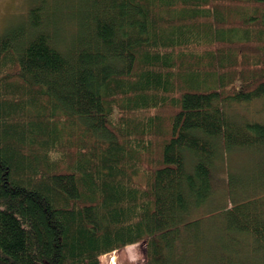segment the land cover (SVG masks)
<instances>
[{
	"label": "trees",
	"instance_id": "16d2710c",
	"mask_svg": "<svg viewBox=\"0 0 264 264\" xmlns=\"http://www.w3.org/2000/svg\"><path fill=\"white\" fill-rule=\"evenodd\" d=\"M258 100L264 0H35L0 34V264L264 255ZM234 150L263 159L208 207Z\"/></svg>",
	"mask_w": 264,
	"mask_h": 264
},
{
	"label": "rangeland",
	"instance_id": "374dc122",
	"mask_svg": "<svg viewBox=\"0 0 264 264\" xmlns=\"http://www.w3.org/2000/svg\"><path fill=\"white\" fill-rule=\"evenodd\" d=\"M34 1L35 0H0V34L19 23L29 9L31 3ZM238 107L239 109L235 110L236 113H234L236 117H242L245 115L250 119L255 118L259 121L264 118L261 113L264 109V100L252 101L243 105L244 108H241L242 106ZM262 159L261 154H258L253 150H234L229 154L227 153L223 158L221 157L218 160L215 169L214 182L216 192L211 203L208 204V207L210 205L214 207L215 205L227 203V182L224 180L228 175L241 174L242 178H250L254 176L255 163L259 164L258 162ZM239 199L242 200L241 197H239ZM242 243L243 245H246V247H248L247 245H249V247L251 245L246 242L245 239H241V244ZM246 251L247 249H245V252ZM262 255L263 254H255L250 260L248 255L245 256L246 259H241L239 256V258L236 257L235 260L236 263L264 264V256ZM114 260L117 264H146L145 245L143 243H136L117 249L109 254L101 256L100 264H111Z\"/></svg>",
	"mask_w": 264,
	"mask_h": 264
},
{
	"label": "bare ground",
	"instance_id": "6f19581e",
	"mask_svg": "<svg viewBox=\"0 0 264 264\" xmlns=\"http://www.w3.org/2000/svg\"><path fill=\"white\" fill-rule=\"evenodd\" d=\"M263 116H264V114H263ZM264 119V118H263ZM263 119H260V120H263ZM238 175H236L235 177H237ZM214 178H215V176H214ZM227 180H228V177H226L225 178V182H227ZM214 184H215V182H214ZM216 187V186H215ZM264 256V255H263ZM111 264H117V262L114 260Z\"/></svg>",
	"mask_w": 264,
	"mask_h": 264
}]
</instances>
